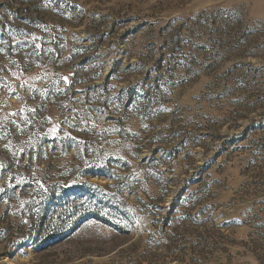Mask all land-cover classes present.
Returning a JSON list of instances; mask_svg holds the SVG:
<instances>
[{"label":"rangeland","instance_id":"obj_1","mask_svg":"<svg viewBox=\"0 0 264 264\" xmlns=\"http://www.w3.org/2000/svg\"><path fill=\"white\" fill-rule=\"evenodd\" d=\"M0 264H264V0H0Z\"/></svg>","mask_w":264,"mask_h":264},{"label":"trees","instance_id":"obj_2","mask_svg":"<svg viewBox=\"0 0 264 264\" xmlns=\"http://www.w3.org/2000/svg\"><path fill=\"white\" fill-rule=\"evenodd\" d=\"M195 62H198V61H196L195 58H192V59H190L189 62H186L185 65H173L171 67L172 69H176V68H178V66H179V68H181V66H184L183 70H186L185 76L183 77L182 80H180V82H186V81L189 82V81H192L195 79L194 75H196L199 71V69L197 67H195V65H196ZM201 66L206 67L207 65H201ZM208 66H210V65H208ZM60 234L61 235L63 234V231L61 228L53 229L51 237L55 238L56 236H59ZM53 235H56V236H53Z\"/></svg>","mask_w":264,"mask_h":264}]
</instances>
